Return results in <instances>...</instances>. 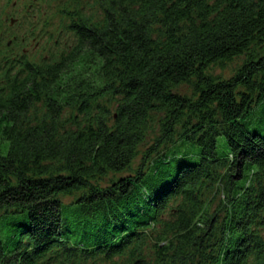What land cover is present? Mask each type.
I'll return each mask as SVG.
<instances>
[{"label":"trees","instance_id":"obj_1","mask_svg":"<svg viewBox=\"0 0 264 264\" xmlns=\"http://www.w3.org/2000/svg\"><path fill=\"white\" fill-rule=\"evenodd\" d=\"M57 13L0 32V264H264V0Z\"/></svg>","mask_w":264,"mask_h":264},{"label":"rangeland","instance_id":"obj_2","mask_svg":"<svg viewBox=\"0 0 264 264\" xmlns=\"http://www.w3.org/2000/svg\"><path fill=\"white\" fill-rule=\"evenodd\" d=\"M59 14L57 13V0H0V32L10 31V33L18 32L23 29L20 24L15 25L17 22H37L36 34L40 38V45L46 42L49 37V32H55V28H59ZM49 20L43 31H46L42 36L44 22ZM12 20V22H11ZM8 29V30H7ZM61 29L64 28L61 26ZM37 40V39H36ZM35 43V48L39 45L35 41L32 42V46ZM31 48V47H29ZM217 73H221L225 76L230 74V67H227L224 71L219 68H215ZM185 90L181 88V90Z\"/></svg>","mask_w":264,"mask_h":264},{"label":"water","instance_id":"obj_3","mask_svg":"<svg viewBox=\"0 0 264 264\" xmlns=\"http://www.w3.org/2000/svg\"><path fill=\"white\" fill-rule=\"evenodd\" d=\"M11 22H12V20H11Z\"/></svg>","mask_w":264,"mask_h":264}]
</instances>
